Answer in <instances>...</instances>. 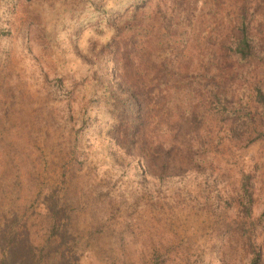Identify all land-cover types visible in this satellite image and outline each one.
<instances>
[{"label":"trees","instance_id":"trees-1","mask_svg":"<svg viewBox=\"0 0 264 264\" xmlns=\"http://www.w3.org/2000/svg\"><path fill=\"white\" fill-rule=\"evenodd\" d=\"M127 1L126 14L125 10L108 16L111 35L101 46L110 61L102 68L115 94L108 109L111 116L118 113L120 118L109 121L103 134L113 167L129 166L142 195L174 198L193 193L191 201L216 216L224 212L221 203L229 192L231 202L243 211L239 221H218L219 230H239L247 242L243 264H261L264 249L253 240L264 232L260 218L264 205L260 216L251 215L254 188L247 187V172L241 173L236 189L218 187L223 170L216 171L205 153L220 146L231 159L235 148L264 140V0H199L196 8L215 4L227 14L198 19L179 16L171 25L165 20L157 24L154 14H149V0ZM14 92L5 82L0 86V99L15 97L18 111L24 91L21 87ZM130 110L136 112L131 120ZM144 112L155 117L154 124L160 120L157 135L162 139L157 143L163 148L157 156L135 142ZM1 116L0 124L6 115ZM16 116L22 127L16 128L15 142L2 136L0 126V264H74L80 254L93 253L89 239L103 243L98 241L101 233L108 236L104 242H109V248L94 254L98 260L106 254L107 264H166L155 248L149 259H130L126 252L130 249L126 231L131 226L127 211L138 201L136 193L129 195L130 201L122 192L115 194L114 205L103 187L79 184L74 163L79 135L74 133L68 150L55 152L58 161L51 162L45 158L51 150L45 141L54 116L51 108L43 102L31 115ZM33 132L42 137L36 155L32 154L38 148ZM18 136H22L19 144ZM173 155L184 165L171 162ZM259 158L261 177L264 157ZM49 162L55 163V169ZM78 209L89 214L85 229L76 222ZM113 209L121 210L116 215L119 219L111 216L113 223L106 224L103 219L108 211L113 215ZM81 237L85 240L77 243ZM188 263V258L179 261ZM218 264L227 263L222 258Z\"/></svg>","mask_w":264,"mask_h":264},{"label":"rangeland","instance_id":"rangeland-1","mask_svg":"<svg viewBox=\"0 0 264 264\" xmlns=\"http://www.w3.org/2000/svg\"><path fill=\"white\" fill-rule=\"evenodd\" d=\"M205 1L215 3L225 0ZM198 2L149 0V14H154L159 25H163L164 20L165 24L171 25L179 16L198 19L227 14V10L218 9L215 4L209 8H196ZM127 3V0H0V86L5 82L12 87V92L21 87L24 91L19 112L15 97L8 101L0 99V116L6 115L0 124L2 136L7 141L15 142L16 128L20 130L22 127L16 115H31L36 105L46 103L54 116L48 124L49 132L45 141L51 150L45 158L51 162L58 161V155L54 153L61 154L60 149L66 152L75 133L76 137L79 135L78 144H75L78 150L74 160L75 177L81 186L90 184L103 187L107 197L113 200L107 199L114 205L115 194L120 196L122 192L126 201H130L129 195L136 193L138 201L127 211L130 212L131 226L126 231L130 245L126 252L130 259H149L151 250L155 248L160 253L158 258L164 259L166 264H179L182 258H188V264H218L222 258L227 264H239V259H242L243 264L247 251L246 237L235 229L232 233H221L218 227V221H231L233 218L239 221L243 211L231 202L229 192L221 203L225 210L219 216L194 204L190 199L193 193L192 196L179 194L174 198L148 192L142 195L137 191V178L129 166L116 169L107 154L104 128L109 121L116 122L120 118L118 113L111 116L108 109L115 94H112L114 87L105 77L106 69L102 68L104 63L110 65V61L102 54L101 46L111 35L108 16L124 12L129 8ZM48 89L52 94H46ZM133 117L136 118V112L130 110L129 120ZM141 119L144 121L140 126L141 135L138 133L135 142L146 153L157 156L163 148V144L157 143L162 139L157 135L160 120L156 118L158 122L154 124L155 117L147 113ZM218 125L213 129L216 137ZM24 133L27 134V131L24 130ZM33 133L39 148H34L32 154L36 155L40 151L38 140L42 137L38 138ZM216 137L213 144H216ZM21 138L18 136V144ZM112 143H109L110 147ZM217 147L205 153L216 171L223 170V176H220L223 181L217 186L224 191L231 187L236 189L241 173L247 172V187L254 188L251 215L260 216L264 205V175L260 177L259 169L263 165L258 157H264V140L232 149L231 159L227 157L226 151ZM207 159L204 158L203 162L208 163ZM171 162L185 163L176 155H173ZM48 165L55 169V163L49 162ZM113 211V215L108 211L107 218L103 219L106 224L113 223L112 218L119 219L116 215L121 210ZM262 215L261 222L264 221V213ZM75 216L80 228L88 227L89 214L86 210H76ZM107 237L105 233L100 234L98 241L103 243L86 240L93 253L80 254L74 264H107L106 254L100 260L94 255L96 252L99 254L101 248H109V242H104ZM256 237L254 244L264 249V232H258ZM83 240L84 237H81L77 243Z\"/></svg>","mask_w":264,"mask_h":264}]
</instances>
